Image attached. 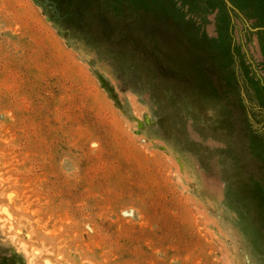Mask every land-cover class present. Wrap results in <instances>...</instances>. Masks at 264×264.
I'll use <instances>...</instances> for the list:
<instances>
[{
	"label": "rangeland",
	"instance_id": "obj_1",
	"mask_svg": "<svg viewBox=\"0 0 264 264\" xmlns=\"http://www.w3.org/2000/svg\"><path fill=\"white\" fill-rule=\"evenodd\" d=\"M0 264H264V0H0Z\"/></svg>",
	"mask_w": 264,
	"mask_h": 264
}]
</instances>
